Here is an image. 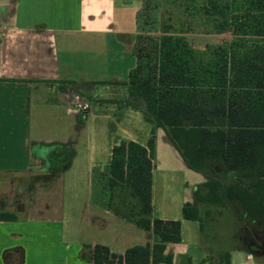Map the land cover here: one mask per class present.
<instances>
[{"label": "crops", "instance_id": "obj_1", "mask_svg": "<svg viewBox=\"0 0 264 264\" xmlns=\"http://www.w3.org/2000/svg\"><path fill=\"white\" fill-rule=\"evenodd\" d=\"M143 7L144 0H0V211L18 215L0 220V264H92L97 243L123 254L154 241L151 232L117 214L120 233L97 236L104 223L94 215L89 235L81 237L80 208L92 199L95 171L109 163L115 144L125 139L146 145L154 128L141 108L126 102L132 96L123 84L136 66ZM70 91L89 104L87 112L68 97ZM65 147L69 165L39 190V199L20 204L25 190L34 195L29 185L24 188L23 175L41 167L47 173L50 155ZM154 164L152 215L181 221L182 240L165 248L170 264H264V229L239 203L227 208V226L183 217L184 204L194 200L207 175L186 165L162 128L155 129ZM14 185L19 195L11 200L4 188Z\"/></svg>", "mask_w": 264, "mask_h": 264}, {"label": "trees", "instance_id": "obj_2", "mask_svg": "<svg viewBox=\"0 0 264 264\" xmlns=\"http://www.w3.org/2000/svg\"><path fill=\"white\" fill-rule=\"evenodd\" d=\"M204 1L215 32L233 37L198 52L163 25L157 35L138 34L136 66L123 82L132 96L126 102L141 108L154 128L146 145L125 139L115 144L109 163L94 175L107 210L151 232L154 241L123 254L97 243L92 264L172 263L165 248L182 240L181 221L152 215L156 128L165 131L190 169L207 175L194 200L184 204L185 219L201 222L202 206L228 208L236 202L264 226V0ZM70 160L68 147L52 153L48 172L39 178L52 182ZM17 218L16 212L0 211V220Z\"/></svg>", "mask_w": 264, "mask_h": 264}, {"label": "rangeland", "instance_id": "obj_3", "mask_svg": "<svg viewBox=\"0 0 264 264\" xmlns=\"http://www.w3.org/2000/svg\"><path fill=\"white\" fill-rule=\"evenodd\" d=\"M204 2V0H144V9L142 10L141 15L142 28L140 29V33H142V35L150 36L157 35L160 31L159 29L161 28V25H163V27H166L175 34L184 35L198 52H205L208 46H214L222 43L223 41L230 40L233 36L229 31L223 33L215 32V21L211 18L210 14L205 13L207 11L211 12V9H207ZM202 5H204V8H201ZM93 107H95V105L92 103V108ZM115 122V124L121 123L122 126V122H119L117 118ZM117 134L121 135L122 133L119 132ZM116 136L117 135L114 131V139L117 138ZM47 164H50V160ZM219 171H221V169ZM43 173H45V171L41 167L30 170L23 175L22 182L25 185L24 188H28L30 186L34 195L30 196L28 192H25V190L23 192L22 199L20 200L22 201L20 204L22 203V205H24L27 198L29 201L30 199H33V196L39 199V190L44 188L46 185L52 184L56 180L55 178L52 182L47 183L44 179L39 178V175H42ZM17 179L19 183L21 178L18 177ZM26 185L29 186L26 187ZM16 187L14 185L6 186L4 188V190L9 191V194H11V200L14 198L15 194L19 195L17 194L19 186ZM93 188L94 194L92 199L90 197L88 202L82 201V207L80 208V211L85 213V223L82 229L81 237L83 238L89 235V223L94 219V215L101 217L102 222L104 223L102 226L97 225V230L95 231L97 236L109 235L111 233L115 234L116 231H119L120 233L124 230V226H120L117 220V215L113 211L109 212V214L99 211L96 212L94 208L95 205L100 207L102 210H104L106 206L104 205L101 188ZM6 197L8 196L6 195ZM240 207L244 210L241 205ZM206 211L207 206H204L201 209V214L206 226L212 225L211 223H213L214 226L220 225L221 227L231 224L227 208L219 206H215L214 208L211 207L210 217L207 216ZM208 219L210 222H208ZM255 223L259 225L260 229H264L260 220H255ZM123 247L124 241H122V243L119 242V246L117 248Z\"/></svg>", "mask_w": 264, "mask_h": 264}, {"label": "built area", "instance_id": "obj_4", "mask_svg": "<svg viewBox=\"0 0 264 264\" xmlns=\"http://www.w3.org/2000/svg\"><path fill=\"white\" fill-rule=\"evenodd\" d=\"M68 97H71L74 100L75 105L83 112H87L89 110V104L87 102H83L79 95L73 91L67 93Z\"/></svg>", "mask_w": 264, "mask_h": 264}, {"label": "water", "instance_id": "obj_5", "mask_svg": "<svg viewBox=\"0 0 264 264\" xmlns=\"http://www.w3.org/2000/svg\"><path fill=\"white\" fill-rule=\"evenodd\" d=\"M216 169H217V171H219V170H220L218 166L216 167Z\"/></svg>", "mask_w": 264, "mask_h": 264}]
</instances>
